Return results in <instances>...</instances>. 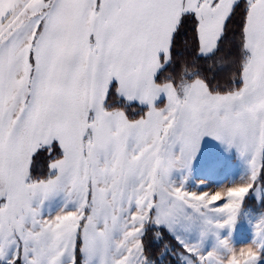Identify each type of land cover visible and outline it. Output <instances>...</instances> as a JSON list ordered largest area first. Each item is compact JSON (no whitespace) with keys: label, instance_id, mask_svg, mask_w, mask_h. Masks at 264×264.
Masks as SVG:
<instances>
[{"label":"snow or ice","instance_id":"snow-or-ice-1","mask_svg":"<svg viewBox=\"0 0 264 264\" xmlns=\"http://www.w3.org/2000/svg\"><path fill=\"white\" fill-rule=\"evenodd\" d=\"M247 175L188 190L219 144ZM264 202V0H0V264H258L187 233ZM223 217V219H216Z\"/></svg>","mask_w":264,"mask_h":264},{"label":"rangeland","instance_id":"rangeland-1","mask_svg":"<svg viewBox=\"0 0 264 264\" xmlns=\"http://www.w3.org/2000/svg\"><path fill=\"white\" fill-rule=\"evenodd\" d=\"M248 170L247 158L235 147L229 149L223 144H219L213 164L205 166L198 163L190 172L181 169L175 170L173 179L183 182L188 190H215L240 182L247 175ZM254 195L257 197L256 194ZM261 218L264 216L256 217L248 212L242 214L239 211L231 224L218 227L215 231L207 234H201L199 230L189 232L187 238L192 242L202 243L205 250L216 247L224 239H227L233 247L240 248L252 243L257 237V224ZM216 219H223V217ZM258 264H264V254Z\"/></svg>","mask_w":264,"mask_h":264},{"label":"trees","instance_id":"trees-1","mask_svg":"<svg viewBox=\"0 0 264 264\" xmlns=\"http://www.w3.org/2000/svg\"><path fill=\"white\" fill-rule=\"evenodd\" d=\"M240 212L242 214L248 212L256 217L264 216V202L258 201L257 197L254 194H249V196L245 198ZM240 220H242L241 217Z\"/></svg>","mask_w":264,"mask_h":264}]
</instances>
